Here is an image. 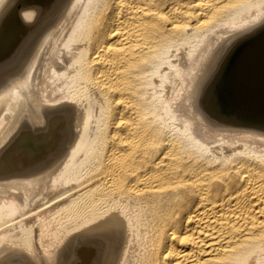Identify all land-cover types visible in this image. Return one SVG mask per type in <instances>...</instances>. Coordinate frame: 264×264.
<instances>
[{
    "label": "bare ground",
    "instance_id": "bare-ground-1",
    "mask_svg": "<svg viewBox=\"0 0 264 264\" xmlns=\"http://www.w3.org/2000/svg\"><path fill=\"white\" fill-rule=\"evenodd\" d=\"M0 264H264V0H0Z\"/></svg>",
    "mask_w": 264,
    "mask_h": 264
},
{
    "label": "rangeland",
    "instance_id": "rangeland-1",
    "mask_svg": "<svg viewBox=\"0 0 264 264\" xmlns=\"http://www.w3.org/2000/svg\"><path fill=\"white\" fill-rule=\"evenodd\" d=\"M40 154V153H39ZM38 155V153H34V156H37Z\"/></svg>",
    "mask_w": 264,
    "mask_h": 264
},
{
    "label": "clouds",
    "instance_id": "clouds-1",
    "mask_svg": "<svg viewBox=\"0 0 264 264\" xmlns=\"http://www.w3.org/2000/svg\"><path fill=\"white\" fill-rule=\"evenodd\" d=\"M33 15H35V14H33Z\"/></svg>",
    "mask_w": 264,
    "mask_h": 264
}]
</instances>
